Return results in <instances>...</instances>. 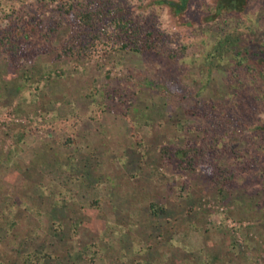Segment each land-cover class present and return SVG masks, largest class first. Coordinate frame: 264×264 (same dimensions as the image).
<instances>
[{
    "label": "rangeland",
    "instance_id": "374dc122",
    "mask_svg": "<svg viewBox=\"0 0 264 264\" xmlns=\"http://www.w3.org/2000/svg\"><path fill=\"white\" fill-rule=\"evenodd\" d=\"M203 1H189L191 24L154 8L167 46L187 45L176 60L120 50L113 30L90 57H58L70 27L57 26L55 1H1L0 36L8 29L16 48L0 44V264L32 251L46 253L42 264H264V164H238L219 192L203 169L180 170L158 150L200 143L209 119L184 113L196 99L226 113L223 141L264 119L229 55L206 62L215 28L199 27ZM143 5L129 1L125 16L143 22ZM244 12L264 40V0ZM170 89L189 96L170 101Z\"/></svg>",
    "mask_w": 264,
    "mask_h": 264
},
{
    "label": "trees",
    "instance_id": "16d2710c",
    "mask_svg": "<svg viewBox=\"0 0 264 264\" xmlns=\"http://www.w3.org/2000/svg\"><path fill=\"white\" fill-rule=\"evenodd\" d=\"M49 1L56 2V9L60 16L57 26L67 24L70 27L62 48L58 50V57H90L92 52L89 50V45L94 48L102 39H111L113 31L116 32L114 43L120 50L137 53L154 51L171 60H176L183 56L187 48L186 44H182L178 49L167 46L168 35L156 25L158 10L154 8L167 6L171 16L179 25L191 24L189 20L183 18L190 0H137L139 4H144L143 7H152L141 23L132 21L124 14L126 3L132 0ZM248 3L249 0L203 1L202 14L199 18L203 24H199V27L204 33L215 28V43L212 49L205 53L206 62L216 66L224 56L229 55L230 61H228L233 63L231 76L237 79L240 91H248L253 101L264 107V40L257 37L253 28L243 18ZM9 16L10 14L7 13V17ZM230 18L236 19L234 25L229 22ZM9 33L8 29L4 30L0 36V44L6 45L7 49H15L16 44ZM238 70L245 71V79L249 77L248 80L254 83L252 87L243 82ZM163 94L170 101L174 100L177 103H181L189 96L187 92L180 94L171 89L164 91ZM238 96L239 91H236L230 99L232 109H234L233 106L238 108L240 103ZM119 97L123 95L119 94ZM215 106L214 100L202 103L200 99H196L192 107L184 109L185 114L209 119L207 125L200 126L202 137L199 144L187 143L177 148L164 144L159 146L158 150L164 155L166 162L177 160V168L180 170L191 171L198 167L203 169L218 186V191L222 192L235 177L238 164L244 171L256 163L264 164V119L251 127H246V132L244 129H233L230 134L224 132L229 139L223 141L222 139L226 136L222 135V130L231 123L227 122L226 113L223 110L218 119L212 116L214 112L212 108ZM253 147L262 149L260 157L254 153ZM225 157L231 160L232 164H225L227 159ZM45 256L46 253L38 251L25 253L22 264H42Z\"/></svg>",
    "mask_w": 264,
    "mask_h": 264
}]
</instances>
